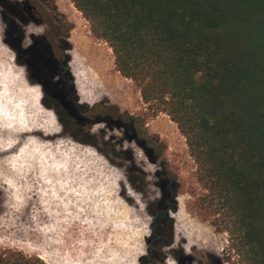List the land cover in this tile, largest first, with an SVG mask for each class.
Masks as SVG:
<instances>
[{"label": "rangeland", "instance_id": "1", "mask_svg": "<svg viewBox=\"0 0 264 264\" xmlns=\"http://www.w3.org/2000/svg\"><path fill=\"white\" fill-rule=\"evenodd\" d=\"M23 1L0 5V249H17L47 264H142L150 233L146 207L158 196V171L127 140L139 120L141 137L164 146L163 159L180 187L175 242L184 239L185 252L196 247L214 263L241 264L230 235L200 202L205 192L177 125L142 102L135 84L116 70L112 50L93 36L70 0H47L56 16L44 4L42 11L54 27L63 19L61 28L68 29L69 74L79 104L122 119L111 129L96 122L77 137L81 141L62 133L42 87L18 63L17 49H27L46 31L44 25L14 19L10 10ZM42 56L37 68L45 70ZM131 163L147 176L143 193L128 180Z\"/></svg>", "mask_w": 264, "mask_h": 264}, {"label": "trees", "instance_id": "2", "mask_svg": "<svg viewBox=\"0 0 264 264\" xmlns=\"http://www.w3.org/2000/svg\"><path fill=\"white\" fill-rule=\"evenodd\" d=\"M70 1L112 50L116 70L135 84L142 102L177 125L205 192L200 202L230 235L240 263L264 264V0ZM42 4L56 16L47 0H24L10 12L20 21L45 19ZM47 16L48 30L17 49L18 63L42 87L62 133L66 127L81 141L87 127L104 119L79 104L73 82L67 100ZM42 55L45 70L37 68ZM49 98L57 100V111ZM0 264L47 263L8 248L0 249Z\"/></svg>", "mask_w": 264, "mask_h": 264}, {"label": "flooded vegetation", "instance_id": "3", "mask_svg": "<svg viewBox=\"0 0 264 264\" xmlns=\"http://www.w3.org/2000/svg\"><path fill=\"white\" fill-rule=\"evenodd\" d=\"M51 12V11H50ZM46 13V12H45ZM50 17V16H49ZM48 16L45 15V19H33L32 15L22 23H33L36 25H44L46 31L48 26L46 22ZM52 21V19H49ZM56 21V20H55ZM60 26L54 28L53 39L49 43L51 45V53L54 61L58 67V75L62 81L66 84L64 87L65 92L70 98L73 99V93L70 92V83L73 82L69 76L70 68L69 62L70 57L67 55L70 48L66 42L68 30L62 29L61 22L57 21ZM46 31L43 32L46 33ZM42 34V35H43ZM56 101L53 98H49L48 102H52L50 107L55 108L57 111ZM101 119H104L105 124L109 129L117 126V119H121L120 115L113 116L107 112H101ZM96 119L94 116L89 122ZM130 119V118H129ZM137 121V126L133 136L127 138L131 143L137 145L141 150L144 151V156L147 162L156 167L155 173L156 186L158 188V196L147 204L146 212L150 216V233L148 234L145 244L146 252L141 259L142 264H169L172 260L174 264H217L213 262L212 255L208 252H198L196 247L191 248L188 252L184 250V239H180L178 243L175 242L174 233V220L173 215L178 211V191L179 184L176 176L171 172L169 165L166 160L163 159L164 146L159 144L158 139L151 138L146 139L141 137L145 132L141 130L142 123ZM65 127V126H64ZM136 131H139L137 134ZM66 127L64 128L65 135H68ZM70 135L73 136L72 133ZM123 160L127 161L126 157H122ZM135 164H130L127 168L128 180L131 183L134 190L143 193L148 187V181L146 174L140 168H133Z\"/></svg>", "mask_w": 264, "mask_h": 264}]
</instances>
